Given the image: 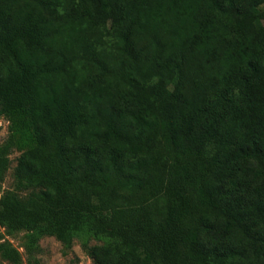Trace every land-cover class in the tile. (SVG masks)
Wrapping results in <instances>:
<instances>
[{"label": "trees", "instance_id": "trees-1", "mask_svg": "<svg viewBox=\"0 0 264 264\" xmlns=\"http://www.w3.org/2000/svg\"><path fill=\"white\" fill-rule=\"evenodd\" d=\"M0 117V264H264V0H0Z\"/></svg>", "mask_w": 264, "mask_h": 264}, {"label": "rangeland", "instance_id": "rangeland-1", "mask_svg": "<svg viewBox=\"0 0 264 264\" xmlns=\"http://www.w3.org/2000/svg\"><path fill=\"white\" fill-rule=\"evenodd\" d=\"M7 136L8 122L5 118L0 117V145L6 141ZM18 156L19 153L17 151H13L9 156L11 163L2 184L3 190H9L13 188V169L16 165V159ZM25 234L26 232L24 231L7 234L4 229L1 230V241L9 242L20 252L23 264H27L25 250L23 247L25 242ZM95 243H97V241L93 239L90 241V245ZM35 256L39 264H93L92 259L82 248L81 242L79 240H74L72 242L71 248L66 249L52 236H45L39 241L38 251Z\"/></svg>", "mask_w": 264, "mask_h": 264}]
</instances>
